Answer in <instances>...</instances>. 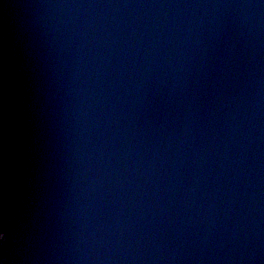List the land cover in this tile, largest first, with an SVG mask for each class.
<instances>
[{"label":"water","instance_id":"water-1","mask_svg":"<svg viewBox=\"0 0 264 264\" xmlns=\"http://www.w3.org/2000/svg\"><path fill=\"white\" fill-rule=\"evenodd\" d=\"M0 264H264V0H0Z\"/></svg>","mask_w":264,"mask_h":264}]
</instances>
